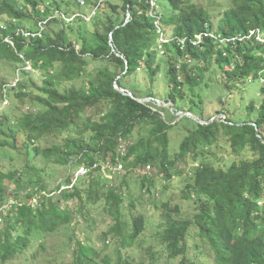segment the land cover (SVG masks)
I'll return each instance as SVG.
<instances>
[{
    "label": "trees",
    "instance_id": "1",
    "mask_svg": "<svg viewBox=\"0 0 264 264\" xmlns=\"http://www.w3.org/2000/svg\"><path fill=\"white\" fill-rule=\"evenodd\" d=\"M227 1L229 7L215 10L203 0H120L119 5L84 0L83 6L77 0H0V62L18 67L14 68L15 86L0 83V104L12 92L17 100L39 107L14 120L8 117L13 109L10 103L0 110V152L12 151L22 159L15 166L12 156L7 168L0 169V206L10 197L15 199L8 210L0 211V264H35L37 256L32 253L45 251L37 237L74 223L77 211L70 208L72 201L78 202L80 214L86 204L103 203L114 222L103 240L111 235L118 246L113 255L102 256V250L78 242L70 264H135L129 247H134L148 224L141 210L147 205L142 203L144 197L160 210L156 234L170 260L182 256L180 264H196L187 256V238L197 233L212 252L209 264H264V143L260 139H264V44L255 38L224 44L205 38L198 46L189 40L183 47L178 45V39H194L206 31L228 39L264 31V0ZM87 6L94 11L88 14L89 20L79 13V8ZM214 13L220 15L217 28L212 25ZM156 21L163 35L172 38L162 55L157 49ZM56 23L62 25L57 32L47 29ZM22 30L39 36L25 37ZM213 61L219 70V81L214 83L228 97L245 84L257 90L239 118L230 112L225 119L202 125L188 117L177 122L173 114L168 121L164 109L154 102L152 89L145 97L153 101L139 103L115 88L116 81L118 88L126 90L123 80L143 68L152 82L157 77L166 81L165 103L181 112L175 109L177 102L183 104L200 85L211 86L204 81V73ZM26 63L30 72L44 74L39 83L24 69ZM91 65L95 67L89 73ZM84 78L85 86L61 89L63 83ZM218 101L222 105L223 100ZM229 111L220 109L202 120ZM182 120L187 121L186 135L172 157L168 132ZM137 129L139 137L131 142ZM220 133L239 158L225 167L206 161L208 155L218 158L208 150L219 142ZM62 135L65 140L60 143L57 139ZM246 153L252 157L246 159ZM187 157L200 163L189 177H183L179 166ZM52 164L69 168L68 175L49 188L51 173L45 169ZM80 166L89 171L73 183L72 170ZM103 166L113 168L114 185L103 182ZM136 168L156 170L167 182L183 177V198L195 206L194 214L180 217L177 205L156 196L154 176L137 177L140 191L134 196L127 181ZM9 183L14 185L12 192ZM122 211L131 218L124 219ZM144 252L155 264L152 248ZM26 256L32 258L27 261Z\"/></svg>",
    "mask_w": 264,
    "mask_h": 264
},
{
    "label": "rangeland",
    "instance_id": "2",
    "mask_svg": "<svg viewBox=\"0 0 264 264\" xmlns=\"http://www.w3.org/2000/svg\"><path fill=\"white\" fill-rule=\"evenodd\" d=\"M113 4H120V0H110ZM204 4L210 8H213L215 10H221L222 8L229 7V2L227 0H203ZM104 6V5H103ZM102 6V8H104ZM75 7L73 6V11ZM82 10V13H81ZM92 11V8L82 7L79 8V13L84 14L89 20L88 14ZM93 12V11H92ZM78 13V11H77ZM92 14V13H91ZM93 15V14H92ZM2 20L5 19L4 17H1ZM220 18V15L217 13H214L212 15V22L213 27L217 28L219 23L216 21ZM71 18L66 19V22L71 20ZM62 25L60 23L53 24L49 26L47 29L49 31L57 32L59 27ZM66 28V26H64ZM200 66H204V63L201 62ZM16 66L13 64L7 63V62H0V83L5 82L9 86H13L16 81V70H14ZM95 65H91L89 67L88 72L92 73L93 68ZM210 70H206L204 73L205 82L212 83L211 86L204 87V85H200L193 89V93L190 94L189 97L184 101L183 104H179V102L176 103L175 109L178 110L180 108V113H188V111L192 112V115L204 119L207 116H213L216 114V112L220 109H229V113H221L223 117L220 118L225 119L231 114L235 116V118H239V116L242 114L243 106L247 105V103L255 99L257 96V90L255 86L245 84L242 85V87L239 89V91L233 92L231 96L228 97L227 92L225 89H223L219 84L214 83L218 82L219 79V70L217 68V64L213 61L211 62L209 66ZM31 78L36 81V83H39L40 78H44V74L42 72L35 73L30 72ZM161 77L164 76V69L163 66H161V71L159 73ZM159 76V77H160ZM87 79L79 80L76 82L71 83H63L61 86V89L64 90L68 86H74V87H81L87 85ZM123 87L130 93L134 94L136 98L141 97L143 99H148L145 97V94L152 91L155 93V97L159 101L160 107L164 109L165 117L169 121L171 119V115L178 116V120H180L182 117V114L179 112H174V108H172L171 104L165 103L167 93L169 92V88L167 86L166 81H163L157 77L154 82H152L151 77L148 76V73L141 68L136 73H134L132 76L125 78L123 80ZM69 88V87H68ZM247 93H245V92ZM195 93V94H194ZM10 98H8V102L13 107L12 111L9 112L10 116L8 117L10 119H16L18 118L22 112L26 111H33L36 112L39 110V107H36L34 105L28 104L27 101H19L15 97H13V93H10ZM228 97V98H227ZM243 97V98H242ZM219 99L223 100V103H219ZM151 101V100H149ZM13 103V104H12ZM3 102L0 104V110L6 106V104ZM243 104V105H242ZM168 107H171L170 109ZM168 108V109H167ZM94 112H92L93 114ZM161 113V116L164 114ZM218 115V116H220ZM186 118V117H185ZM191 119V118H190ZM192 120V119H191ZM194 121V120H193ZM195 122V121H194ZM187 123V121L182 120L179 122L177 127H173L169 130L168 136H169V151L171 153V156L173 157L174 153L178 151L179 146L186 135V132L184 130V125ZM197 123V122H196ZM174 124V123H173ZM171 124V125H173ZM138 129L135 130V132L132 135L131 142L134 141V138L139 137ZM143 134V133H142ZM65 136V135H64ZM64 136L58 137L57 141L62 143L65 139ZM44 143V142H43ZM46 144V143H45ZM48 145V144H46ZM209 154H214L218 156V158L215 160L211 157V155L206 156V161L211 164H215L216 166H222L225 167L229 165L230 163L237 161L239 158H237L235 155L232 154L231 149L229 147V144L227 143L226 139L224 138L223 134L220 133V139L219 142L215 146H212L209 150ZM16 158L14 164L15 166L21 165V160L19 157H16L12 151H4L0 152V169H6L8 164H10L9 158L12 157ZM252 157L251 153H246L245 158L250 159ZM220 164H216L219 163ZM13 163V162H12ZM200 159L198 161H192L190 157L186 158V161L184 164H180V168L184 170V176L183 177H189L188 174H191L192 168H195L199 165ZM70 170L73 166L70 164ZM68 168L69 167H63L59 165H50L45 170L51 173V176L48 178L49 183L51 184L49 188H53L54 185L57 182H60L66 175H68ZM104 173H103V182H107V184L114 185L115 176L112 175L113 169L110 167H103ZM126 171V168H124ZM142 175L147 176H154L155 182H154V193L158 195H161L163 201H169L171 206L177 205L180 210V217L189 218L194 214L195 206L192 205L191 201L184 200L183 192L185 191V182L183 177H172V179L167 182L165 181V178H163L158 172L147 170L146 172L142 168H136L132 174L128 175V183L133 187V194L134 196L138 195L139 193V187H137V177L140 178ZM111 180V181H110ZM14 188L13 184L9 183V192H12ZM131 191V190H130ZM138 191V192H137ZM132 192V191H131ZM124 194V200L128 201V195L126 191H123ZM12 198V197H10ZM142 203H146L144 207L141 208L142 213L145 215V218L148 219V224L144 230V232L139 236V239L137 243L134 245V247L130 248L131 254L134 256L135 264H139L140 262H143L144 264H153L150 262L149 257L144 252V249L147 247H151L153 253L155 254V264H180L181 260L183 259L182 256H179L175 260H170L167 253H165V249L161 244L160 238L157 237V227L160 222V210H155L147 201V199L144 197L142 199ZM85 202V200H84ZM88 203V202H87ZM33 206H35V200L33 201ZM78 202L72 201L70 202V208L73 210H76L74 223L68 227H61L58 230H56L53 233L47 234V235H39L37 237V241H42L45 245V251H37L35 247H33L32 254H36V263L35 264H70L73 260V252L76 251L77 244L80 242L81 244L87 245L90 244L96 248V250H102V256L103 255H113L115 249L118 246V243L114 242L111 235H108V238L106 239V242H104V236L103 234L107 232L110 228V225H113L114 222L111 219V216L107 213L105 209V205L103 203H97L94 206H91L89 204L84 205L85 208H82V213L80 214V208L77 207ZM138 210L139 207L136 206ZM136 209V210H137ZM124 219L129 220L131 217L127 214V212L122 211ZM195 229H193L194 231ZM142 242V244H140ZM187 245H188V253L187 256L192 258L196 264H209L213 260L212 252L209 249V246L202 241V239L198 236L197 233L192 234L191 237L187 238ZM123 250V249H122ZM124 252V251H123ZM31 255V254H30ZM27 261H29L31 258L26 256L25 257ZM16 264V262L12 263ZM27 264H30L29 262Z\"/></svg>",
    "mask_w": 264,
    "mask_h": 264
},
{
    "label": "built area",
    "instance_id": "3",
    "mask_svg": "<svg viewBox=\"0 0 264 264\" xmlns=\"http://www.w3.org/2000/svg\"><path fill=\"white\" fill-rule=\"evenodd\" d=\"M77 3L80 6H83L84 5V0H77ZM153 5H154V3L151 2V6H153ZM92 14H94V11L92 12ZM154 24H155L156 28L158 29L157 32L159 34V45H158L157 49H158L159 53L162 55L163 52H164V49H163L164 45L165 44H168L170 41H172V38H168V37H166V36L163 35L160 27L158 26V21H156ZM22 33L24 34L25 37L35 36V35L39 36L38 32H36L35 34H32V33L25 32V31L22 30ZM205 38H212L214 40H217L220 44L234 42V41H241V40H244V39L245 40H250L251 38H255V40L259 44H264V31H261L259 29H256V30L251 31L248 36H237V37H233L231 39L221 38L219 35L215 34L214 32H208V31H206V32H202V33L196 35L194 39L188 38V37L182 38V39H178V45L180 47H183L184 44H185V42H186V40H189L193 46H198L202 42V40H204ZM5 41L8 42L10 45H13V42L10 39L6 38ZM24 69L26 71H31L32 70L31 66L28 63L25 64ZM3 102L5 104L8 103L7 99H4ZM97 167H98V165L97 164H94L93 168L95 169ZM103 167H107V166H103ZM117 169L120 171L121 170V166H117L116 170ZM88 171H89V169L87 167L80 166L73 173L74 174V180L77 179V178L83 177L85 174L88 173ZM14 203H15V201L13 199L8 200V202H6L2 206H0V211L2 213H4L6 210L9 209L10 205H12ZM31 203L33 204V201ZM261 204H262L261 202L258 203V205H260V206H261ZM0 221H1V218H0Z\"/></svg>",
    "mask_w": 264,
    "mask_h": 264
},
{
    "label": "water",
    "instance_id": "4",
    "mask_svg": "<svg viewBox=\"0 0 264 264\" xmlns=\"http://www.w3.org/2000/svg\"><path fill=\"white\" fill-rule=\"evenodd\" d=\"M130 18V13H128V15H127V21H126V23L128 22V19ZM113 52H115V50H113ZM117 56H118V54H117ZM128 69V64H127V62H126V70ZM124 75V74H123ZM120 77H118L116 80H118ZM115 88L120 92V93H122L123 95H126V96H128V97H131V98H133L134 100H136L137 102H139V103H146V102H149V100H151V101H153V99H150V98H148V99H140V98H135L130 92H127V91H125L124 89H120V88H118V86H117V84H116V81H115ZM154 102L158 105V106H160V104H159V101L158 100H154ZM173 106V105H172ZM180 113V112H179ZM180 114H182V116H185V117H188V118H191L192 120H194L195 122H197L198 124H202V125H205V124H210V123H212V122H214V121H217L218 120V118L219 117H223L222 115H220V116H215L214 118H212V119H210V120H208V121H205V120H202V119H200V118H198V117H196V116H194V115H192V114H190V113H180ZM260 138V137H259ZM261 139V141L264 143V139H262V138H260Z\"/></svg>",
    "mask_w": 264,
    "mask_h": 264
},
{
    "label": "clouds",
    "instance_id": "5",
    "mask_svg": "<svg viewBox=\"0 0 264 264\" xmlns=\"http://www.w3.org/2000/svg\"><path fill=\"white\" fill-rule=\"evenodd\" d=\"M18 70V69H17ZM28 72H30V71H28ZM16 81H18V78L16 79ZM16 84V83H15ZM15 84L13 85V86H15ZM8 87H11V86H9L8 85ZM126 91V90H125ZM128 92V91H127ZM4 99H7V101H8V98L7 97H5V98H3V101H4ZM3 103V102H2ZM9 103V102H8ZM8 103L6 104V106L8 105ZM77 169H74V170H72V174L76 171ZM70 173H71V170H70ZM69 173V174H70ZM73 177H74V174H73ZM78 179V178H77ZM76 180V179H75ZM75 180L73 179V183L75 182ZM10 199H13L14 201H15V199L12 197V198H9L8 200H10ZM32 201H34V200H32ZM8 202V201H7ZM15 204V203H14ZM32 204V203H31ZM35 204H36V201H35ZM1 222V221H0Z\"/></svg>",
    "mask_w": 264,
    "mask_h": 264
}]
</instances>
